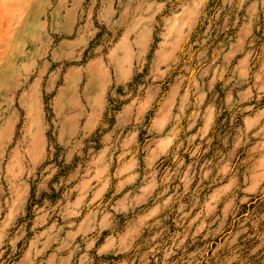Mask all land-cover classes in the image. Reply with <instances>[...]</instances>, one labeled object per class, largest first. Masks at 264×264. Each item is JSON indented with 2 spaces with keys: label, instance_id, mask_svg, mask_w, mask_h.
Instances as JSON below:
<instances>
[{
  "label": "rangeland",
  "instance_id": "obj_1",
  "mask_svg": "<svg viewBox=\"0 0 264 264\" xmlns=\"http://www.w3.org/2000/svg\"><path fill=\"white\" fill-rule=\"evenodd\" d=\"M0 264H264V0H0Z\"/></svg>",
  "mask_w": 264,
  "mask_h": 264
},
{
  "label": "trees",
  "instance_id": "obj_2",
  "mask_svg": "<svg viewBox=\"0 0 264 264\" xmlns=\"http://www.w3.org/2000/svg\"><path fill=\"white\" fill-rule=\"evenodd\" d=\"M45 196H47V195L45 194ZM256 202H257V203H260V197H257V198H256ZM34 204H35V201L33 200V201L31 202L29 208L31 209V207H32ZM260 205H262V203H260ZM29 216H31V214H29Z\"/></svg>",
  "mask_w": 264,
  "mask_h": 264
}]
</instances>
